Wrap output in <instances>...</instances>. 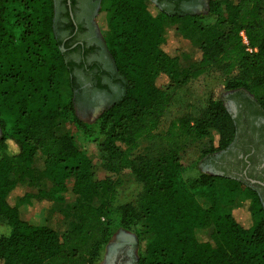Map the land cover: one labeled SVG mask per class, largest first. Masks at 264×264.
I'll use <instances>...</instances> for the list:
<instances>
[{"label": "trees", "instance_id": "1", "mask_svg": "<svg viewBox=\"0 0 264 264\" xmlns=\"http://www.w3.org/2000/svg\"><path fill=\"white\" fill-rule=\"evenodd\" d=\"M165 2L103 1L111 77L123 93L87 122L73 99L81 86L75 68L82 65L67 58L55 35V0H0V220L10 228L0 236V264H100L119 230L136 237V264H264L258 188L194 168L187 175L180 156L214 129L219 139L209 154L231 146L239 126L227 92L247 91L254 102L239 101L264 117V0H208L200 13L168 12ZM178 31L195 40L188 67ZM94 68L98 89H106L105 72ZM211 69L232 77L215 85L201 115L177 117L155 133L171 88ZM63 118L71 119L82 146L57 133ZM157 138V153H136L143 140ZM42 156L39 169L34 162ZM126 168L142 190L136 202L118 204L119 183L110 174ZM50 203L67 204L66 231L31 222V209Z\"/></svg>", "mask_w": 264, "mask_h": 264}, {"label": "rangeland", "instance_id": "2", "mask_svg": "<svg viewBox=\"0 0 264 264\" xmlns=\"http://www.w3.org/2000/svg\"><path fill=\"white\" fill-rule=\"evenodd\" d=\"M149 4L155 2V0H147ZM168 12L173 11L169 7H164ZM208 8V0H198L196 3L188 9L192 13L206 12ZM55 18V17H54ZM169 24V20L166 21ZM100 33L101 37L106 39L109 34V30L106 28L103 19L100 21ZM55 26V24H54ZM176 37L180 44L179 53L182 56V60L185 66H190L194 60V39H185L180 31L176 33ZM106 43V42H105ZM105 55L107 57L108 63L106 68L110 73L116 74V69L114 62L109 55V52L106 48ZM237 73H235L236 75ZM82 81L80 84L83 85L84 81L89 83L87 75H81ZM232 76L224 75L221 71L217 69H211L203 75L199 76L196 79L190 80V82L184 85H174V89L171 93L172 102L171 106L168 108L167 112L163 117L159 119L158 127L155 130V133L161 134L165 132L170 125L171 121L177 117L183 115H190L192 117H198L205 110L207 106V101L209 99L210 93L216 84L225 82L228 78ZM121 85V83L117 82ZM117 84V85H118ZM117 89V95H110L108 92L99 90L94 92L92 102L86 100V92L83 89H78L75 91L73 96L75 102L76 113L79 118L84 121L91 122L93 121L105 108H107L121 93L122 86H119ZM64 92L67 93V87L64 88ZM227 106L229 107L233 117L237 120L238 130L242 127V121L239 117L240 105L242 104L240 99H250L254 102L253 97L245 90H238L227 92L225 95ZM240 120V123H239ZM57 133L62 134H71L73 135L80 146L83 145V138L74 128L70 118H63L59 120L57 126ZM238 133V132H237ZM1 134V131H0ZM237 137V134H236ZM235 137V139H236ZM218 135L217 130H211L209 137L188 142L181 152V162L184 169L187 172V175H191L192 169L197 171H202L210 174H220L236 177L234 173L225 170L221 163L222 154L228 149L209 154L212 143L214 147L218 144ZM235 140L231 143V147L234 144ZM161 148V143L159 139L153 140H143L140 144L139 149L136 153H149L155 154ZM34 166L41 169L44 166V157H39L35 160ZM110 176L117 180L119 183L117 189V203H126V202H136L139 193L142 190V186L139 182L136 181L131 169H123L119 174L111 173ZM238 177V176H237ZM240 178V177H239ZM27 185V182L25 183ZM30 190H34L29 188ZM75 196L70 193L68 201L73 202ZM244 203V197L240 195L235 206H242ZM67 204L64 203H50L48 206H35L31 209V222L37 225H46L52 229L64 232L69 228L70 220L64 215L63 210ZM207 205V204H205ZM242 210V207H241ZM244 216V213H243ZM242 216V217H243ZM246 219V218H244ZM10 231L9 226L0 220V236L8 234ZM126 254V264H136L138 258V244L136 237L129 232L124 230H119L109 244L105 248V254L102 262L100 264H113L114 261L119 260L121 255Z\"/></svg>", "mask_w": 264, "mask_h": 264}, {"label": "flooded vegetation", "instance_id": "3", "mask_svg": "<svg viewBox=\"0 0 264 264\" xmlns=\"http://www.w3.org/2000/svg\"><path fill=\"white\" fill-rule=\"evenodd\" d=\"M104 0H55L54 28L56 37L62 41V49L68 59L77 65L75 71L79 80L87 75L89 83L84 81L80 86L86 92V100L92 102L94 92L98 89L94 73L97 65L102 75L101 82L107 85L103 91L117 95L120 84L114 81L113 75L106 68L105 39L101 37L100 21ZM198 0H166L162 6L170 9L188 11ZM177 2V3H176ZM118 84V85H117ZM239 117L242 127L232 147L222 154V167L244 178L260 191L264 197V117L251 112L247 103L240 105ZM239 120V123H240ZM121 255V254H120ZM127 255L123 254L113 264H126Z\"/></svg>", "mask_w": 264, "mask_h": 264}, {"label": "built area", "instance_id": "4", "mask_svg": "<svg viewBox=\"0 0 264 264\" xmlns=\"http://www.w3.org/2000/svg\"><path fill=\"white\" fill-rule=\"evenodd\" d=\"M241 34H242V37H243L244 43H245L246 46H247V50H248L249 52H253L255 49H253V48H251V47L249 46V42H248V39H247L246 35H245L243 32H242Z\"/></svg>", "mask_w": 264, "mask_h": 264}, {"label": "crops", "instance_id": "5", "mask_svg": "<svg viewBox=\"0 0 264 264\" xmlns=\"http://www.w3.org/2000/svg\"><path fill=\"white\" fill-rule=\"evenodd\" d=\"M170 106H171V104H170ZM170 106H169V107H170ZM169 107H168V108H169ZM167 110H168V109H167ZM166 112H167V111H166Z\"/></svg>", "mask_w": 264, "mask_h": 264}, {"label": "water", "instance_id": "6", "mask_svg": "<svg viewBox=\"0 0 264 264\" xmlns=\"http://www.w3.org/2000/svg\"><path fill=\"white\" fill-rule=\"evenodd\" d=\"M264 185V184H263Z\"/></svg>", "mask_w": 264, "mask_h": 264}]
</instances>
